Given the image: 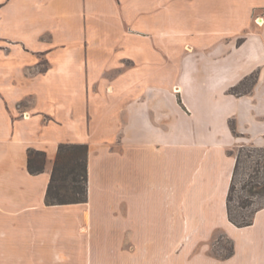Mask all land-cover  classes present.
Masks as SVG:
<instances>
[{"label": "crops", "instance_id": "1", "mask_svg": "<svg viewBox=\"0 0 264 264\" xmlns=\"http://www.w3.org/2000/svg\"><path fill=\"white\" fill-rule=\"evenodd\" d=\"M7 8L2 35L24 38L0 42V264H264V207L245 227L228 209L233 149L264 147V0H129L143 19L156 8L159 42L147 50L175 61L143 57L121 73L112 61L108 76L84 58L86 43L65 39L86 19L99 31L108 0ZM24 46L53 50L36 78L37 114L26 119L16 106L29 79L20 71L40 64L37 55L26 64ZM253 74L247 92H231ZM63 144L88 147L85 203H46ZM30 150L46 153L42 173L29 171ZM219 235L227 256L211 253Z\"/></svg>", "mask_w": 264, "mask_h": 264}, {"label": "rangeland", "instance_id": "2", "mask_svg": "<svg viewBox=\"0 0 264 264\" xmlns=\"http://www.w3.org/2000/svg\"><path fill=\"white\" fill-rule=\"evenodd\" d=\"M12 1L13 0H0V42L16 43L15 41H20L24 38V35H17V40L13 41L9 36L2 35L4 31L2 25L6 24L5 21H7L11 15L7 5ZM108 2H110L113 9H111L112 15L111 17L106 15L100 18L99 31L97 29L94 35H92L93 33L90 30L92 26H89V21L91 19H86L85 28H81L82 33H80V35L74 36L71 33L66 34L65 39L68 42L78 40L79 42L86 43L85 50H83L82 53L87 62L99 61L101 64L99 69L100 73L108 76L109 65L113 64L112 61H115L117 65V73H121L120 71L123 72L126 67L131 68L138 59L143 57H148L150 59L160 58L167 64L175 61L174 52L166 50H147L151 48V44L159 42L156 8L154 9V14H150L148 18L143 19L139 14L129 13L130 11L127 10L129 0H108ZM57 4L60 3L58 2ZM168 4L169 3H166V6ZM94 22L96 23V21ZM169 29L172 31V34L173 31L176 30V28H174V30L171 26ZM43 30L44 28L34 29L30 37H35L34 41L37 42L40 37L38 32ZM53 37H55L54 34L49 36V42L53 40ZM185 39L189 41V35H185ZM164 40L166 43L171 44L175 41V36L166 34ZM24 48L25 50L21 49L22 51L20 52L25 60H27L26 64H31V59H33L35 55H37L38 59L37 64H40L34 71L29 72L27 70L28 68H21L20 71V75L23 79L26 76L29 78L28 81H32L30 84H26L28 81L24 84L26 87L24 86L21 89V100L16 104L21 111L22 118L26 119L27 112L32 111L33 116L37 114L33 111L34 108L29 110V107H34L35 97H37L35 86L39 84H35V82L38 77L46 74L50 69V58L53 50L48 52H34L27 49L26 46H24ZM2 55L8 58L11 55V49L3 51ZM45 55H47L46 61ZM251 84L252 81L250 80L247 81L245 85L239 86L236 95H242L247 92ZM233 153L237 156V169L234 174L231 209L235 221L241 223L251 218L257 209L264 207V147H254L242 143L238 144L233 149ZM231 250L232 247L230 242L222 239L219 235L218 239L212 244L211 253L223 257L229 255Z\"/></svg>", "mask_w": 264, "mask_h": 264}, {"label": "trees", "instance_id": "3", "mask_svg": "<svg viewBox=\"0 0 264 264\" xmlns=\"http://www.w3.org/2000/svg\"><path fill=\"white\" fill-rule=\"evenodd\" d=\"M257 75L253 74L247 81L253 85ZM246 81V83H247ZM244 83V85L246 84ZM250 86V87H251ZM238 87L231 92L236 94ZM88 147L85 145L63 144L52 171L51 182L47 189L46 203L48 205H65L74 203H85L88 200V168H87ZM47 155L45 152L30 150L28 169L32 174H39L44 171ZM237 169V166H236ZM234 183V179H233ZM233 183L228 196V209L230 220L240 226H249L253 222V216L241 223L235 221L232 215L231 203L233 201Z\"/></svg>", "mask_w": 264, "mask_h": 264}, {"label": "built area", "instance_id": "4", "mask_svg": "<svg viewBox=\"0 0 264 264\" xmlns=\"http://www.w3.org/2000/svg\"><path fill=\"white\" fill-rule=\"evenodd\" d=\"M260 19H262V20H261L262 22H259V21H260ZM257 22H258V24H260V25H261V24L263 23V18H262V17H261V18H258V19H257Z\"/></svg>", "mask_w": 264, "mask_h": 264}]
</instances>
